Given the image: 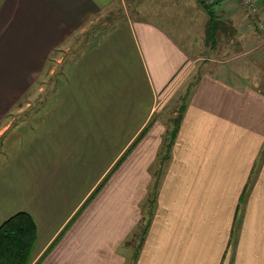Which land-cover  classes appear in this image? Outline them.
Listing matches in <instances>:
<instances>
[{"label":"crops","instance_id":"crops-1","mask_svg":"<svg viewBox=\"0 0 264 264\" xmlns=\"http://www.w3.org/2000/svg\"><path fill=\"white\" fill-rule=\"evenodd\" d=\"M124 1L0 0V137L18 134L2 153L0 226L33 215L31 264H264V82L224 65L192 83L134 261L128 239L167 127L164 100L195 62L192 46L153 19L159 11L100 31L38 123L11 128L54 50ZM184 3L162 6L183 37L194 19ZM245 22L255 61L264 45Z\"/></svg>","mask_w":264,"mask_h":264},{"label":"rangeland","instance_id":"rangeland-1","mask_svg":"<svg viewBox=\"0 0 264 264\" xmlns=\"http://www.w3.org/2000/svg\"><path fill=\"white\" fill-rule=\"evenodd\" d=\"M174 1L175 0H125L112 10L104 12L99 18L92 20L84 30H81L78 34L72 35L65 49L56 52L52 61L48 63V66L42 72V75L31 88L30 92L17 103V110L11 115L9 121L12 122L11 128L16 126V123L17 128L19 124L24 122L34 123L39 121L44 114L42 113L43 109L56 100L61 88L67 83L70 70L84 50L93 43L98 42V40H101L106 34L104 33L101 35V33L106 31L107 28L125 21L129 17H144L149 14V11H159L153 14V19L170 29L180 41L183 42L185 39L187 43L185 44L186 46H192V52L194 53L193 59L195 61L194 68L186 79H183L175 88L173 85L168 88L169 95L164 100L166 106L164 108L163 117L166 120L165 123H167V127L165 128L162 143L156 158L149 168L152 179L147 194L142 199L145 200V204L142 202V217L138 222L136 230L128 239V245H132L133 247L131 246V248L135 251L134 261L135 257H137V248L140 245L141 232L143 230V226L141 227L139 224L142 223L143 216L151 210L153 202L155 201V193L157 201L158 190L160 189L163 179L162 176L160 179L158 178L160 176L159 168H161L162 175L171 157V152L169 157L165 156L167 152L166 144L168 146L170 142L171 132L175 126L174 120L176 118H178L179 128V123L182 119L181 117L179 120V115L183 114V112L180 113V107L184 103L185 95H187L188 91L192 88L194 80L206 70H215L224 65L229 69L237 71L239 74L243 73L249 75L254 73L264 82L263 49L262 52L258 50L257 58L255 61H252L250 57L252 56L250 55V45L246 42L244 29L245 27L247 28V26H245V21H247L248 24L249 22L253 23L254 29L252 31L255 39L264 45V32L259 27V22L264 20L263 0H255L260 7L257 12L251 11L244 0H203L204 2L202 3L198 0H183L185 1L183 4L185 8L181 5V15L185 16L184 13L186 12L187 20L194 18L192 21L182 26L185 30H190L189 35L184 37L180 34L179 36L172 26L171 20L163 16L162 6L166 9L172 8ZM208 4L210 6L209 8L206 7ZM208 10L215 11L216 14L218 13L217 16H220L226 21L225 24L218 23V25L213 28L211 35L208 33L210 19ZM192 15H195V17H192ZM242 28L243 30H241ZM100 31L101 33L99 34ZM190 41H192V45L188 44ZM244 69H247V71ZM240 70L241 72H239ZM167 98H169L168 102ZM13 130L14 129H12V131ZM17 136L18 134L14 133L9 138V142H6L9 145L15 146L17 144ZM5 137L6 133L0 137V167L5 162V157L2 154L4 153V149L7 151L10 150L9 145L3 143ZM164 157L166 158L163 160ZM157 186L158 188L156 191ZM145 218L146 217H144V219Z\"/></svg>","mask_w":264,"mask_h":264},{"label":"trees","instance_id":"trees-1","mask_svg":"<svg viewBox=\"0 0 264 264\" xmlns=\"http://www.w3.org/2000/svg\"><path fill=\"white\" fill-rule=\"evenodd\" d=\"M198 1L201 3L204 2L203 0H198ZM263 5H264V0H263ZM206 7L209 8L210 7L209 4ZM208 14L210 18L208 33L209 35H211L213 28H215L216 25L220 23V21L215 11L208 10ZM57 51L58 49L54 50L52 58H50V62L52 61L53 56L56 54ZM187 96L188 94L185 95L184 103L180 107V113L185 110ZM174 125L175 126L171 132L170 142L168 143V146L166 144V148H167L166 149L167 152L165 154L166 157H169L170 155L171 147L174 142L176 133L178 131V118L174 120ZM166 157H164L163 160ZM157 188L158 186L156 187V191ZM155 202H156V193H155V201L153 202V206L151 210L149 211V213L147 212L143 216L142 223L139 224V226L141 227L143 226L140 243L144 240V237L150 225L154 213ZM144 217L146 218L144 219ZM36 238H37V224L33 215L30 212L25 210H20L11 217H9L0 226V264H31L32 256L36 244Z\"/></svg>","mask_w":264,"mask_h":264},{"label":"built area","instance_id":"built-area-1","mask_svg":"<svg viewBox=\"0 0 264 264\" xmlns=\"http://www.w3.org/2000/svg\"><path fill=\"white\" fill-rule=\"evenodd\" d=\"M247 6L250 7L251 11L257 12L258 8H260L255 0H244ZM259 27L264 32V20L259 22Z\"/></svg>","mask_w":264,"mask_h":264},{"label":"water","instance_id":"water-1","mask_svg":"<svg viewBox=\"0 0 264 264\" xmlns=\"http://www.w3.org/2000/svg\"><path fill=\"white\" fill-rule=\"evenodd\" d=\"M181 117H182V114L179 115V120L181 119Z\"/></svg>","mask_w":264,"mask_h":264}]
</instances>
